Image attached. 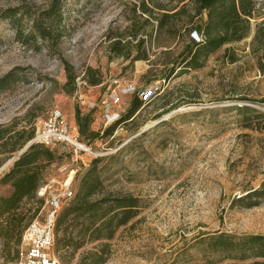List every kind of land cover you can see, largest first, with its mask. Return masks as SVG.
I'll return each mask as SVG.
<instances>
[{
  "label": "rangeland",
  "instance_id": "rangeland-1",
  "mask_svg": "<svg viewBox=\"0 0 264 264\" xmlns=\"http://www.w3.org/2000/svg\"><path fill=\"white\" fill-rule=\"evenodd\" d=\"M51 1L0 0V77L15 69L19 74L0 93V127L21 133L5 146L0 142V197L12 193L3 178L33 145L40 122L59 111L82 149L43 146L54 159L40 187L51 188L46 200L36 195L21 204L23 225L42 222L54 198L61 199V211L66 208L84 172L100 160L103 190L93 199H138L136 216L103 242L108 250L100 264H264L250 250L211 248L221 235L264 236V204L234 202L264 183V0H254L248 35L211 53L194 70L186 68V46L199 40L186 27L195 28L204 17L190 23L180 16L169 31L158 32L156 21L142 13L141 0H64L60 26L45 20L50 35L32 38L33 19L43 20ZM155 2L170 15L181 8L176 0ZM9 10H18L21 35L6 17ZM88 70L100 79L98 85L89 83ZM136 96L143 105L125 120ZM244 106L253 112L236 109ZM76 109L89 114V132L96 138L80 137ZM8 224L7 217L0 221L2 232ZM17 232L0 239V264L22 263ZM86 240L76 251L56 252L60 264H96L90 254L101 242Z\"/></svg>",
  "mask_w": 264,
  "mask_h": 264
},
{
  "label": "trees",
  "instance_id": "trees-1",
  "mask_svg": "<svg viewBox=\"0 0 264 264\" xmlns=\"http://www.w3.org/2000/svg\"><path fill=\"white\" fill-rule=\"evenodd\" d=\"M64 0H52L49 8L41 13L40 17L33 19V33L31 37L37 35L45 40L50 34L41 22L53 20L54 25L59 27L62 22L61 8ZM153 8L164 11L156 13L152 8L146 5L145 0H141V11L145 15L156 21L158 32L169 31L167 26L172 23L171 20L185 16L190 23L195 19L204 20L195 26L187 28L193 30L192 35L199 41L188 43L187 55L184 59L186 68L197 69L203 64L207 57L223 47L224 45L239 42L243 40L250 30V19L256 12L254 0H176L181 8L174 14H168V10L162 4L155 0H149ZM18 10H9L6 17L16 23L18 35L22 34L19 20L16 18ZM62 36V30L56 34L57 39ZM135 36V35H134ZM144 41L140 40L139 44ZM118 43L114 45H118ZM115 51V50H114ZM128 57V55H127ZM142 57L135 58L136 61ZM18 69L12 70L3 77H0V93L8 90L13 84L19 81ZM69 83L74 82V76L70 74L67 66ZM170 71V75L174 73ZM89 83L98 85L100 79L93 75L92 70L87 71ZM169 77V76H167ZM166 77V78H167ZM264 102V100H263ZM143 101L137 96L134 98L125 120H129L142 107ZM242 114L253 112L247 106L237 107ZM264 117L263 114H260ZM75 120L80 137L85 139L96 138L98 134L89 132L90 116L81 115L80 110L75 111ZM124 120V121H125ZM117 124V123H116ZM113 126V125H112ZM115 129V124L106 130L105 134L110 135ZM89 135V136H88ZM21 133L14 135L7 128L0 127V142L5 146L8 141L20 137ZM54 159V153L39 144H33L13 165L11 170L4 176L3 181L9 183L12 193L8 197H0V221L7 217L8 227L4 233L0 228V239L9 238L10 233L18 229L17 234L23 235L25 228L29 225H23V214L18 213L21 204L25 200H32L38 196L43 182V171ZM100 160H95L89 170L84 172L79 186V191L75 199L62 211H60L55 227L56 234V252L62 249H80L86 243V237L92 242H101L99 250L90 254L96 258V264L103 262L102 256L107 254L108 244L103 243L113 239L118 228L126 225L136 216L138 199L134 197H116L113 195L103 196L100 199H93L102 193L103 182L100 177L97 164ZM39 197V196H38ZM235 204L241 207H254L260 203L264 204V183L260 188L249 190L246 195L234 200ZM1 227V225H0ZM211 248L214 251H246L250 250V255L256 258H264V236L253 235L240 238L229 237L225 235L213 239Z\"/></svg>",
  "mask_w": 264,
  "mask_h": 264
},
{
  "label": "built area",
  "instance_id": "built-area-1",
  "mask_svg": "<svg viewBox=\"0 0 264 264\" xmlns=\"http://www.w3.org/2000/svg\"><path fill=\"white\" fill-rule=\"evenodd\" d=\"M116 120L113 119V122ZM70 129L71 127L59 111H51L40 122V128L31 143L46 147L54 143H68L73 145L76 151L81 150L82 146L78 138L72 136ZM68 185L70 186V183ZM69 186L64 192L65 199L71 194ZM50 188V184L42 187L38 192L39 198L46 200ZM59 202L61 199L56 201L54 198L52 207L43 221H33L25 228L22 235V248L19 251L21 264H60L56 254L55 234L56 221L61 211Z\"/></svg>",
  "mask_w": 264,
  "mask_h": 264
},
{
  "label": "bare ground",
  "instance_id": "bare-ground-1",
  "mask_svg": "<svg viewBox=\"0 0 264 264\" xmlns=\"http://www.w3.org/2000/svg\"><path fill=\"white\" fill-rule=\"evenodd\" d=\"M86 150V149H85Z\"/></svg>",
  "mask_w": 264,
  "mask_h": 264
}]
</instances>
